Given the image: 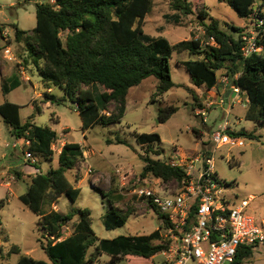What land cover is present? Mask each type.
Masks as SVG:
<instances>
[{
    "label": "rangeland",
    "instance_id": "1",
    "mask_svg": "<svg viewBox=\"0 0 264 264\" xmlns=\"http://www.w3.org/2000/svg\"><path fill=\"white\" fill-rule=\"evenodd\" d=\"M34 1L0 0V22L3 24L0 32L5 29L7 34L4 42L0 33V104L6 97L2 94L1 87L5 83V77L9 76L1 69L4 66L14 65V70L19 67L24 74L21 79L19 72L15 71L20 87L8 96L9 102L23 106L20 110L22 123L34 115L36 125L48 127L56 133L57 139L53 146L56 155L52 161L35 155L30 160L26 159L24 153L29 152L28 147L23 143L20 145L21 142L10 134L9 128L0 117V200H5V205L0 208V264H16L20 256L47 261L39 244V241L46 244V237L38 226L39 217L27 209L18 197L26 192L33 174L39 170L45 174L50 168L58 167L57 154L63 143H77L81 147L82 155L77 157L75 168L66 173L68 181L75 188H79L80 193L75 201L65 195L60 196L51 209L62 214L89 209L91 227L98 239L147 235L160 228V220L157 213L137 200L134 194L135 189L143 185L145 178L140 176L142 157L148 156L169 163L180 152L185 155L210 152L215 149L211 135L223 119L227 118L230 132H246L254 138L243 137L242 147H218L214 153L215 172L223 183L227 198L233 202L249 200L250 213L258 221L264 219V124L244 120L243 113L247 107L244 95L238 99L241 105L230 98L228 108L221 106L219 99H225L228 89L224 88L222 80L226 77L229 85H232L223 70L216 73L218 84L213 91L204 86L194 87L181 63L196 57L187 52H174L169 62L174 83L171 90L156 96L157 80L150 77L130 89L126 97L125 113L119 123L107 127L95 126L82 133L81 120L72 103L75 95L68 96L51 83H44L25 45L14 39L12 25L22 31L35 28ZM11 2L15 4L13 7L9 6ZM192 10V15L183 18L179 24H174L164 19L166 14L173 13L169 8V0H152L151 10L144 20L143 33L151 39L165 37L172 45L194 37L203 47L212 45L204 36L203 28V24H208L211 20H216L219 28L226 32H230V26L241 28L246 33L255 29L253 18H238L225 0H197ZM202 10L206 13L204 19L199 17ZM5 45L9 46L14 58L11 62L3 58L2 50ZM39 65L42 66L41 61ZM101 91L99 86L93 89L97 103H100ZM45 92L52 95L57 102L43 106ZM33 106H37L40 113H36ZM169 106L177 107L178 110L162 124L158 120V110ZM115 110V104L108 108L111 114H115ZM144 133H157L160 136L161 142L152 147L153 152L160 153L159 156L147 153L146 147L136 143L135 135ZM118 141L123 143L118 144ZM109 201L117 212L129 216L123 227L112 231H106L102 223ZM48 211L49 209L45 212ZM77 220L78 215L73 218L72 223ZM72 223L64 228V237L71 234ZM12 247L19 250L18 255H8ZM163 260L160 254L149 260L131 256L116 264H163ZM109 262L110 257L103 255L96 264ZM187 264L195 263L190 261ZM242 264H264V246L253 250L252 258L244 260Z\"/></svg>",
    "mask_w": 264,
    "mask_h": 264
},
{
    "label": "trees",
    "instance_id": "2",
    "mask_svg": "<svg viewBox=\"0 0 264 264\" xmlns=\"http://www.w3.org/2000/svg\"><path fill=\"white\" fill-rule=\"evenodd\" d=\"M30 2L32 0H25ZM197 0H169L172 14L165 21L179 24L193 13ZM228 7L240 19L263 20L257 29V44L261 52L248 58L240 54L243 30L230 26V32L219 28L216 20L203 24L204 36L211 46L202 47L198 39L170 44L165 37L151 39L144 35L146 15L152 0H53L35 4L36 26L31 31H22L12 25L14 39L25 45L29 57L36 66L44 83H51L66 95H75L73 104L81 120L82 133L95 126L107 127L119 123L125 113L126 97L130 89L153 77L157 80L155 95L161 96L174 87L169 62L174 52H187L196 59L181 64L190 76L194 87L204 86L207 90L216 87L219 71H224L232 84L240 89L248 101L244 120L264 124V0H225ZM204 10L199 17L204 19ZM234 35L237 37L235 38ZM42 62V66L39 62ZM99 86L100 103L93 96ZM19 87L5 82L1 91L5 96ZM47 88L46 85H44ZM85 87V89L83 88ZM45 103L53 105L56 99L45 92ZM115 104V114L108 108ZM40 113L37 106H33ZM23 106L4 101L0 104V117L16 140L29 142L28 151L35 156L52 161L57 135L48 127L38 126L31 115L22 123L20 110ZM178 110L169 106L158 110V120L164 124ZM108 114V115H107ZM233 136L253 139L246 132H230ZM135 140L147 153L159 156L152 147L161 142L157 133L136 134ZM123 142L118 141V144ZM77 156H75V154ZM82 155L77 143H64L57 154V168L45 174L40 170L30 179L25 193L19 201L39 217L38 226L46 237V244L39 241L47 261L20 256L16 264H95L102 255L110 257L108 264H116L125 257L153 258L168 248L160 241V229L147 235L119 236L114 239H98L91 227V211L87 208L62 214L51 209L60 196L72 201L79 196L67 179L66 173L75 168L77 157ZM142 178L151 175L164 182L181 178V171L148 156L142 157ZM227 185V184H225ZM5 200H0V208ZM108 211L102 217L106 231L123 227L129 216L117 212L109 201ZM49 209L48 212H45ZM78 215L76 223L73 218ZM72 223V232L64 237L63 230ZM1 227V219H0ZM8 239L6 238L5 242ZM156 242V243H155ZM91 250V251H90ZM12 247L8 255H18ZM253 256L251 248H241L232 264H242Z\"/></svg>",
    "mask_w": 264,
    "mask_h": 264
},
{
    "label": "built area",
    "instance_id": "3",
    "mask_svg": "<svg viewBox=\"0 0 264 264\" xmlns=\"http://www.w3.org/2000/svg\"><path fill=\"white\" fill-rule=\"evenodd\" d=\"M261 26L263 20L257 18L255 29L242 33V58L261 52L256 40L257 29ZM0 33L3 40H7L5 29ZM210 42L213 44L212 39ZM2 51L5 60H14L9 46L5 45ZM221 83L228 88L232 101L240 104L238 99L244 95L240 89L229 85L226 77ZM229 99H219V103L228 108ZM244 102L248 103L246 99ZM229 127L224 118L211 135L215 149L210 152L194 155L180 152L172 162L166 163L182 172L180 179L164 182L160 178L145 177L143 185L134 191L137 200L156 212L160 220V241L168 244V248L160 253L163 264H187L190 261L232 264L241 248L257 250L264 246V219L258 221L250 213L249 200L233 202L227 198L223 183L215 172L214 153L218 147L244 145L242 138L230 134ZM22 143L29 147V142L22 140ZM24 154L26 159H32L30 152ZM87 172H91L89 168Z\"/></svg>",
    "mask_w": 264,
    "mask_h": 264
},
{
    "label": "crops",
    "instance_id": "4",
    "mask_svg": "<svg viewBox=\"0 0 264 264\" xmlns=\"http://www.w3.org/2000/svg\"><path fill=\"white\" fill-rule=\"evenodd\" d=\"M34 1V0H33ZM42 1L41 0H36V1H34V3L36 4V3H41ZM15 4H14V2H11L10 4H9V6L10 7H13ZM17 5H20V4H17ZM3 24L0 22V26H2ZM2 71H3V73L4 74H9V76H6L5 77V82H7V83H10L11 85H13V84H15V83H17L18 85H19V87H20V83L18 82V80H17V78H16V74H15V71L17 70L18 72H19V75L21 76L20 78L22 79V75L24 74V72L21 70H19V67H16L15 68V70H14V65L13 66H4L2 69H1ZM24 81V80H23ZM19 87H17V88H15V89H13V90H11L7 95H5L6 97H5V101H8L9 102V99H8V96L13 92V91H15L16 89H18ZM216 88V87H215ZM215 88H213V89H211L210 91H213ZM228 93H226L225 94V97L226 98H231V95H227ZM11 103V102H10ZM14 104H17V103H14ZM29 104H30V102H29ZM17 105H19V104H17ZM47 105H49V103H45V104H43V106H47ZM21 106V105H20ZM244 113H245V111H244ZM244 113H243V117H244ZM206 135V134H205ZM20 142H21V144L20 145H22V140H19ZM64 145V143L61 145V146H63ZM37 169V168H36ZM33 176H35V174H33L31 177H30V179L33 177ZM69 236V235H68ZM103 256V255H102ZM102 256L98 259V261L97 262H99L100 261V259L102 258ZM155 257V256H154ZM96 262V263H97ZM95 263V264H96Z\"/></svg>",
    "mask_w": 264,
    "mask_h": 264
},
{
    "label": "water",
    "instance_id": "5",
    "mask_svg": "<svg viewBox=\"0 0 264 264\" xmlns=\"http://www.w3.org/2000/svg\"><path fill=\"white\" fill-rule=\"evenodd\" d=\"M228 95V94H227Z\"/></svg>",
    "mask_w": 264,
    "mask_h": 264
}]
</instances>
